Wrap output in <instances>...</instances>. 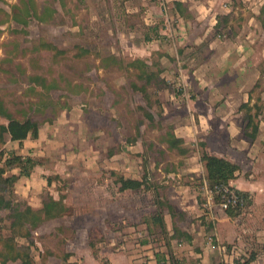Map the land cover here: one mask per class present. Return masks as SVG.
<instances>
[{"label":"rangeland","instance_id":"374dc122","mask_svg":"<svg viewBox=\"0 0 264 264\" xmlns=\"http://www.w3.org/2000/svg\"><path fill=\"white\" fill-rule=\"evenodd\" d=\"M194 5L187 0H0V125L30 118L58 127L37 142L45 153L35 155L30 139L12 141L1 131L0 169L4 177L19 173L6 164L11 151L33 156L37 171L50 182L39 197L42 206L55 196L66 206L62 215L25 219V227L14 231L15 209L26 211L28 199L15 184L1 183L3 200L13 207L0 208V250L12 236L36 264H64L66 254L65 264H164L165 257L170 264H191L200 259L186 254L192 247L214 253L213 264L250 259L249 264H264V188L248 192L251 203L227 214L218 196L207 192L200 165L193 177L158 171L171 165L176 170L178 156L186 162L194 152L200 164L206 142L193 147L183 139L176 142L173 129L200 93L219 102L215 97L222 86L230 92L241 88L256 98L247 103L258 113L255 120L263 116L264 0ZM181 45L192 48L181 50ZM232 57H242L241 68L231 65ZM174 92L180 96L177 114L172 113L177 111ZM242 111L241 134L251 141L247 108ZM122 162L143 170L138 190L120 193ZM262 166L258 173L264 175ZM188 185L192 190L186 194L182 190ZM192 198L199 208L195 216L181 210ZM154 213L163 219L167 214L168 226L152 220ZM175 218L179 225L173 227Z\"/></svg>","mask_w":264,"mask_h":264},{"label":"crops","instance_id":"0c3cea01","mask_svg":"<svg viewBox=\"0 0 264 264\" xmlns=\"http://www.w3.org/2000/svg\"><path fill=\"white\" fill-rule=\"evenodd\" d=\"M181 2H185L186 0H179ZM189 3L195 2V5L198 4V2L201 0H187ZM194 5V6H195ZM191 7V5H190ZM191 9V8H190ZM198 15V12L196 13ZM176 15L179 17H182L177 11ZM198 17V16H197ZM202 30L201 32H203ZM197 37H194V40H196ZM196 44H199V41H195ZM182 46V45H181ZM209 48H213L211 45H209ZM221 48H228L229 44H221L219 45ZM192 47H189L188 45L182 46L181 50H189ZM228 60H230L229 57H226ZM242 57H232L231 61L233 66L241 68L242 67ZM222 86L219 90V93L216 94L215 100L219 98V102L213 101V99L209 96L208 98H203L200 95L197 96L196 101H191L188 104H186V113L187 116H185L182 120V122H178L174 129V135L177 138L183 139L185 143H190L193 146H195V143H198L199 141H205V148L206 150L214 155L225 157L226 159L236 163L240 166V169L236 173V178L231 181V184L238 188L239 190L247 191L254 193L258 192L260 189L263 190L264 188V175L258 173L259 169L261 168L262 164L264 163V111L263 116L260 120H255V123L250 121L248 119V123L246 124L249 127V130L251 129L250 133L253 130V127L258 125L259 133L254 138H251L252 140H248V137L241 134V125L242 123L239 122L240 116H242L243 109L241 105L243 103H250L252 105L256 98L254 96H251L250 92H242L241 88L236 89L233 92L227 91L223 89ZM172 98H174V105L173 107L177 109V111H173V114H177L180 110V107L178 106L179 98L180 96L177 95L175 92L171 94ZM205 99H208V101H205ZM212 100V101H211ZM211 101V102H210ZM199 102L203 105V107L195 105H199ZM168 112V111H166ZM185 113V114H186ZM256 113V109L254 107H249L247 109V116L248 115H254ZM50 124V125H49ZM58 127L56 125H51L50 122L45 121L44 123L40 124L39 126V135L37 138H32L31 135H29L24 141H27L30 139V142L32 145H35V149L33 150L34 153H31L32 155L38 154V153H45L43 151L42 147L38 146L37 143L40 141L42 143V139L45 137H51L53 132H56ZM50 130V131H49ZM52 130V132H51ZM44 132L46 134H44ZM48 132V133H47ZM43 134V136H42ZM248 134V133H247ZM10 136V135H9ZM41 137V138H40ZM11 140V138L9 137ZM204 144V143H202ZM38 152V153H37ZM112 156V155H111ZM182 156H178L176 162V170L174 169V165H171L170 170L162 169L158 170L159 172H162L164 175L168 174V176H178L180 177L181 173H189L192 177L193 176H199L200 174V167L202 168V175H204V184L207 192H210L209 185L207 182L206 177V169L203 162H201V159H199V162H195L196 154L195 152L193 154H188V157L185 158L186 162H180V158ZM112 158V157H110ZM201 158V157H200ZM140 162V161H138ZM182 166H179V165ZM37 165L34 170H32L31 174L29 176H19L18 180L15 183V191L19 192L22 197L28 199L29 206H31L33 209H41L42 206L41 201H39V197L42 199V192L44 188L47 187V185H50L49 180L47 181L44 176L40 175V172L37 171L38 169ZM120 168H122V173L117 176V182L120 184L121 187V181L119 180V177L124 178H130L135 179L139 181H143L141 179L143 175L142 169H130L129 164L126 162H122L120 165ZM139 167V166H138ZM264 167V166H262ZM183 173V174H184ZM19 174V173H16ZM40 175V176H39ZM160 175V173H158ZM144 185V184H143ZM142 185V186H143ZM141 186V187H142ZM18 187V189L16 188ZM119 191L121 194L125 193L129 190H138L139 188H127V189H120ZM174 188V187H173ZM192 190L191 185H188L186 189H183L182 192L184 193H190ZM195 196V195H194ZM56 197V196H55ZM54 197V198H55ZM57 199V198H55ZM170 200L173 199L172 193L169 195ZM192 205L188 204L186 207L181 205V210L188 212L189 216H195L197 209V202L192 198ZM156 206L158 205L157 199L155 200ZM44 205V202H43ZM155 206V207H156ZM175 206V205H174ZM43 207V206H42ZM121 208L123 209V203H121ZM180 208V207H179ZM177 206V209H179ZM226 212V210H224ZM227 213V212H226ZM155 213L152 216V220H157L158 217H154ZM167 214L164 217V224L165 226H168V219L166 218ZM173 220V219H172ZM176 223L173 220V227L179 225V219L175 218ZM191 221V218H190ZM183 222V221H182ZM194 224L191 223L190 231H194L193 228ZM179 229L174 228V231ZM175 237V236H174ZM194 237H196L194 235ZM176 240H181L177 237H175ZM196 239V238H195ZM194 239V240H195ZM182 243L179 242V245ZM214 247V246H213ZM184 249H179V252H183ZM205 251H201V249H195V247L192 249H188L186 254L195 256L197 259L196 262L191 264H213V256L214 253H208V249H204ZM185 254V253H184ZM66 259H64V262L69 261V255ZM72 256V255H71ZM64 263V264H65ZM75 264V263H74Z\"/></svg>","mask_w":264,"mask_h":264},{"label":"trees","instance_id":"16d2710c","mask_svg":"<svg viewBox=\"0 0 264 264\" xmlns=\"http://www.w3.org/2000/svg\"><path fill=\"white\" fill-rule=\"evenodd\" d=\"M180 4V3H178ZM136 62L141 63V60L138 59ZM143 64V63H141ZM136 66V65H135ZM140 69L139 73L141 74L144 70L142 67H137ZM151 77V75L149 76ZM148 77V79H150ZM244 108H249V104L244 103ZM258 116V113L256 112L254 115H248L247 118L250 119V121L254 122V118ZM39 124L38 122L28 118L25 120H19L16 118H11L7 125H0V139H1V131H4L3 133H8L10 135V138L12 141H18L22 142L24 141L29 135H31L32 138H37L39 135ZM254 131L248 133L247 135L250 138H254L256 136V131L258 130V125L253 127ZM174 141L181 142L182 139L175 137ZM172 143H169L170 146H175V142L171 141ZM174 144V145H173ZM11 155L5 159L6 164L10 168L18 167L20 168L19 174L12 173L9 176L4 177L3 169H0V185L1 183L8 182L10 184H15L18 180L19 176H29L33 170V168L37 165L36 159L31 156H23L20 155L14 151H11ZM201 160L204 162L205 169H206V177L208 185L213 188L216 184L220 183H226L231 184V181L236 178V173L239 170V165L236 163L226 159L225 157L217 156L214 154L209 153L207 150H204L201 154ZM119 180L121 181V187L120 189L124 190L127 188H140L144 183L143 181L130 179V178H124L119 177ZM213 186V187H212ZM5 191V189H2L0 187V208H11L12 209V202L11 201H4V196L1 195L2 191ZM242 194H244L247 197V204L251 203L252 196L247 192L240 190ZM218 196V195H217ZM220 199V197H217ZM65 203H63L60 199H55L54 197H51L50 201L45 202L43 207L41 209H33L28 204L26 205V211L19 209H15L14 218L19 220H14L12 223L14 231L19 229L20 227L26 225L25 219L28 222H37V219L45 220L49 217H54L58 215H62L64 213ZM240 207L230 208L226 210L227 214H232L233 212H237L236 210H239ZM16 213H20L19 215ZM159 221L162 225L164 224V219L157 216ZM23 220V221H22ZM19 221H22L19 223ZM165 261L166 257L164 258ZM19 260L21 264H36L35 259L30 254V250L23 245H18L15 241L14 237H8V239L4 240L3 247L0 250V264H10L9 261H16ZM251 261V259L248 261ZM72 264V263H69Z\"/></svg>","mask_w":264,"mask_h":264},{"label":"built area","instance_id":"2783aa9c","mask_svg":"<svg viewBox=\"0 0 264 264\" xmlns=\"http://www.w3.org/2000/svg\"><path fill=\"white\" fill-rule=\"evenodd\" d=\"M210 192L220 197L219 205L221 209L228 210L235 207H244L247 204V197L234 187L232 184L220 183L210 189ZM164 264H170L165 261Z\"/></svg>","mask_w":264,"mask_h":264}]
</instances>
